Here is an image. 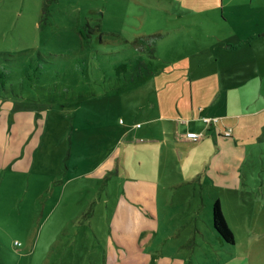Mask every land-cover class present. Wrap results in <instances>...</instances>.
<instances>
[{
    "label": "rangeland",
    "instance_id": "rangeland-1",
    "mask_svg": "<svg viewBox=\"0 0 264 264\" xmlns=\"http://www.w3.org/2000/svg\"><path fill=\"white\" fill-rule=\"evenodd\" d=\"M263 32L264 0H0V80L24 82L0 99V264H223L158 152L216 84L264 88V47L224 44ZM238 251L264 264V240Z\"/></svg>",
    "mask_w": 264,
    "mask_h": 264
},
{
    "label": "crops",
    "instance_id": "crops-1",
    "mask_svg": "<svg viewBox=\"0 0 264 264\" xmlns=\"http://www.w3.org/2000/svg\"><path fill=\"white\" fill-rule=\"evenodd\" d=\"M224 44H227V50L240 52L244 45L264 47V32L248 37L236 36ZM211 46L223 50L216 44ZM215 51L212 57L201 53L197 67L203 70L208 65L212 74L217 68ZM237 81H230L223 90L216 84L215 89L220 91L211 96L207 105H193L192 101L189 113L192 119L182 117L179 120L177 134L180 136L170 134L163 138L158 165L167 161L178 164L174 171L176 177L171 183L174 188H189V192L185 191L190 197L193 193L195 206L204 215L211 212L212 217L214 200L219 202L226 224L234 235V245L239 250L245 243L257 247L264 240V88L263 80L259 79L257 95L235 96L232 93H244L247 84L244 79ZM205 118L216 121L207 125L203 121ZM8 131L10 133L12 128ZM227 131L230 132L228 137L225 135ZM2 132H6V128L0 131V137ZM187 133L199 134L201 138L193 141L186 137ZM29 151L24 156L26 162ZM5 157L6 149L2 148L0 166L10 162H5ZM15 166L23 168L20 162ZM238 250L223 264H250L251 254Z\"/></svg>",
    "mask_w": 264,
    "mask_h": 264
},
{
    "label": "trees",
    "instance_id": "trees-1",
    "mask_svg": "<svg viewBox=\"0 0 264 264\" xmlns=\"http://www.w3.org/2000/svg\"><path fill=\"white\" fill-rule=\"evenodd\" d=\"M79 34L83 36L82 31H79ZM162 38L160 34H153L151 36L147 35V39L144 40V43L148 42L151 43L149 48L150 56H153V45L158 43V41ZM153 58V57H152ZM23 83V84H22ZM17 84L20 85V89L23 88L24 82L18 81L16 83L8 82L6 79L0 80V99L2 100H10L8 97L7 92L12 93V97L16 96V91L18 90ZM22 84V85H21ZM15 88V90L13 89ZM212 227L214 231L218 234V236L227 244L232 245L234 243V235L232 231L228 228L224 215L222 213V209L220 204L217 200H214L212 205Z\"/></svg>",
    "mask_w": 264,
    "mask_h": 264
},
{
    "label": "built area",
    "instance_id": "built-area-1",
    "mask_svg": "<svg viewBox=\"0 0 264 264\" xmlns=\"http://www.w3.org/2000/svg\"><path fill=\"white\" fill-rule=\"evenodd\" d=\"M203 121H204L207 125H210V124H212V123H213L214 121H216V120H215V119L205 118V119H203ZM225 135L228 137V136L230 135V132L227 131V132L225 133ZM186 137L189 138V139H191V140H193V141H196V140H198L199 138H201V135L196 134V133H187V134H186Z\"/></svg>",
    "mask_w": 264,
    "mask_h": 264
}]
</instances>
